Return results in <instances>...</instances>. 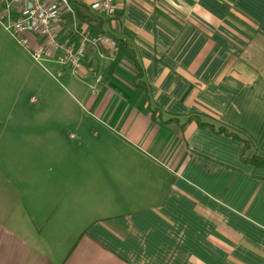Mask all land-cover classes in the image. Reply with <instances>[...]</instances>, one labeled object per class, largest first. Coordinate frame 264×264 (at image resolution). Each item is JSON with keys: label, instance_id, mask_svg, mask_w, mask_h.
I'll return each mask as SVG.
<instances>
[{"label": "crops", "instance_id": "0c3cea01", "mask_svg": "<svg viewBox=\"0 0 264 264\" xmlns=\"http://www.w3.org/2000/svg\"><path fill=\"white\" fill-rule=\"evenodd\" d=\"M77 1L123 46L54 78L120 145H0V264H264V0Z\"/></svg>", "mask_w": 264, "mask_h": 264}, {"label": "rangeland", "instance_id": "374dc122", "mask_svg": "<svg viewBox=\"0 0 264 264\" xmlns=\"http://www.w3.org/2000/svg\"><path fill=\"white\" fill-rule=\"evenodd\" d=\"M58 68L34 61L0 25V145H120L84 113L71 84L56 81Z\"/></svg>", "mask_w": 264, "mask_h": 264}, {"label": "built area", "instance_id": "2783aa9c", "mask_svg": "<svg viewBox=\"0 0 264 264\" xmlns=\"http://www.w3.org/2000/svg\"><path fill=\"white\" fill-rule=\"evenodd\" d=\"M117 1L95 0L90 10L110 19L117 14ZM76 16L77 6L72 0H0V24H7L9 32L34 61L62 65L74 77L84 79L88 49H96L98 57H105L104 51H109V56L116 59L120 47L103 32L77 33L78 43L64 41V23ZM101 47L105 50L100 51Z\"/></svg>", "mask_w": 264, "mask_h": 264}, {"label": "trees", "instance_id": "16d2710c", "mask_svg": "<svg viewBox=\"0 0 264 264\" xmlns=\"http://www.w3.org/2000/svg\"><path fill=\"white\" fill-rule=\"evenodd\" d=\"M72 2H74V3L76 4V6H77V13H78V16L81 17L82 12H83L84 10H87V9L85 8V5L79 3L77 0H72ZM102 25H103V24L100 23V24H99V28H101ZM100 32H101V31H100ZM116 41H117V43H118L119 45L123 46L122 43H121L120 41H118V40H116ZM138 76H139V74H138ZM195 120H199V119H198V118H195ZM201 126L204 127V128H208V129H210V130H213V131H214V129H215V127L212 126V125L209 126V125H206V124H201ZM218 132H219V133L228 134V135H232L234 138H239L237 135H234V134H230V133H228V132H227V129L224 128V127L219 128V131H218ZM244 144H245L246 150H249V144L246 143V142H245ZM246 150H245V151H246ZM255 159H257V158H255ZM255 159H254V160H255ZM263 161H264V160H263ZM263 166H264V163H263Z\"/></svg>", "mask_w": 264, "mask_h": 264}]
</instances>
